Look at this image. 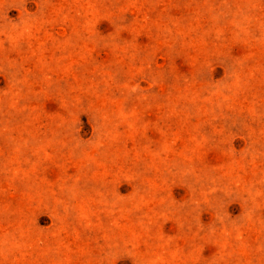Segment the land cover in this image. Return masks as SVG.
Instances as JSON below:
<instances>
[{
	"label": "rangeland",
	"instance_id": "374dc122",
	"mask_svg": "<svg viewBox=\"0 0 264 264\" xmlns=\"http://www.w3.org/2000/svg\"><path fill=\"white\" fill-rule=\"evenodd\" d=\"M0 264H264V0H0Z\"/></svg>",
	"mask_w": 264,
	"mask_h": 264
}]
</instances>
